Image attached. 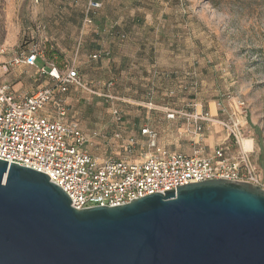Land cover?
Wrapping results in <instances>:
<instances>
[{"label":"rangeland","instance_id":"rangeland-1","mask_svg":"<svg viewBox=\"0 0 264 264\" xmlns=\"http://www.w3.org/2000/svg\"><path fill=\"white\" fill-rule=\"evenodd\" d=\"M88 1L0 0V45L7 50L0 61L36 46L45 62L39 61L38 66L47 72L56 68L63 73L74 67L83 86L70 87V116L79 119L88 136L96 131L105 136L90 145L100 157L121 158L120 145L111 136L117 131L124 137L139 134L152 114L164 115L168 111L165 108L192 112L187 105L195 102L226 101L233 96L244 99L249 109L246 126L252 139V158L264 174V0H124V7L122 0H99L102 6L85 29L101 33L104 39L108 10L115 13L123 8L129 21L141 13L143 19L137 24L141 28L149 27L155 18L149 46L163 59L174 58L177 72L165 70L164 75L148 73L147 77H141L133 65L113 75L109 71L111 54L94 59L81 53L79 43ZM117 18L120 20L121 15ZM105 43L103 50L108 49ZM134 49L131 42L123 46L127 53ZM185 69L192 72H179ZM23 70L24 75L37 77L32 83L35 87L50 82L48 73L36 66ZM166 72L170 74L166 76ZM156 85H160L158 90ZM161 105L168 107L159 108ZM114 108L121 112L122 123L114 119ZM148 125L157 129L152 122ZM166 127L174 129L173 136L180 145H188L183 119L166 121Z\"/></svg>","mask_w":264,"mask_h":264},{"label":"water","instance_id":"water-1","mask_svg":"<svg viewBox=\"0 0 264 264\" xmlns=\"http://www.w3.org/2000/svg\"><path fill=\"white\" fill-rule=\"evenodd\" d=\"M46 173L0 159V264H264V190L209 179L77 209Z\"/></svg>","mask_w":264,"mask_h":264},{"label":"built area","instance_id":"built-area-1","mask_svg":"<svg viewBox=\"0 0 264 264\" xmlns=\"http://www.w3.org/2000/svg\"><path fill=\"white\" fill-rule=\"evenodd\" d=\"M101 6L99 0L88 1L83 29L93 23V13ZM6 54V48L0 45V56ZM109 55V51L100 50L91 57ZM40 58L44 55L35 46L6 57L0 67L8 73L22 65L36 66L46 73L44 67L38 66ZM47 73L50 82L33 93L19 94L10 83L0 81V159L48 174L72 199L73 207L127 204L155 192L176 191L180 185L220 178L252 183L264 190V174L252 158V139L246 126L249 109L244 99H220L217 106L223 118H214L206 110L166 111L168 119L180 116L185 120V133L197 146L193 154L161 147L158 130L146 124L140 135L124 137L117 131L111 136L120 145L121 158L100 157L90 150V145L105 136L97 131L88 136L79 119L70 116L69 88L83 86L78 71L71 67L62 73L53 68ZM113 117L123 122L118 108L113 109ZM204 122L220 125L235 151L229 152L226 145L220 144L206 156L202 145Z\"/></svg>","mask_w":264,"mask_h":264},{"label":"crops","instance_id":"crops-1","mask_svg":"<svg viewBox=\"0 0 264 264\" xmlns=\"http://www.w3.org/2000/svg\"><path fill=\"white\" fill-rule=\"evenodd\" d=\"M121 2L124 7L126 3H124V0H122ZM117 8H121V6H118ZM118 14L121 15L120 20L117 18ZM152 14L154 13L152 12ZM124 15H126V17H124ZM106 16H107L106 30L108 32L106 35V39L103 38L101 33L98 32L97 34H93L91 33L90 28L82 29V26H81L82 35L80 36L81 42L79 44H81L82 54H87L91 56L92 54L100 50H103L104 48L103 41L106 40L105 46L108 47L109 52L112 55L111 63L109 66V71L113 75L118 73L123 68L126 70L130 69L132 65L134 66V68L137 67L138 74L141 77H147L148 73L164 75L165 70L166 71L172 70L171 72H177L175 70L176 67L174 63V60H175L174 58L169 57L168 59H163L161 58L162 56H159V54L155 53V50L153 51L154 47L149 46L150 44L149 35H150V32H152V28H155V25H156L155 18L153 19V21H151V23H149L150 24L149 27L146 25V27L141 28L140 26L137 27V24L139 22L141 23V20L143 19V15L141 13H137L136 15H134L132 18H130V21L128 19L129 18L128 13H126V11L123 10V8L121 9V12L115 11V13L114 11L108 10L106 13ZM95 20L97 23L98 19L96 18ZM103 25L104 23L102 22L101 29L104 27ZM120 33L122 34L124 33L127 39L122 40L120 38L121 35H119ZM177 36H178V33H177ZM127 42H131L133 45H135V49L129 50L128 53L123 51V46H125V43ZM108 49L106 51H108ZM119 56L121 58L120 60H117L116 58ZM6 57H9V56L7 55ZM165 60H167L166 65H164ZM22 67L25 69L33 68V66L22 65V66L17 67L10 74H5L2 71V68L0 67L1 68L0 69V81L4 83H10L13 86V89L15 90V92L19 94L33 93L41 86L35 87L36 84L34 85L32 83L37 80V77L35 75H24L23 74L24 70ZM183 68H185V66H183ZM26 72H29V70ZM179 72L182 74H189L192 71L185 69V71H179ZM201 72L200 74H202ZM35 74H37V71ZM167 74H170V72H166V76H168ZM156 87H157L156 90H158L160 85H156ZM206 101H207L206 103L200 101L198 103L195 102L194 104H188L187 106L189 107V109L187 110H191L192 112L197 111L200 113L203 110H206L214 118H223V115L217 106V100L208 99ZM203 103H204V106H203ZM165 107H168V106L167 105L159 106V108H165ZM165 109L172 110L169 108H165ZM151 119L152 120L149 123L152 122L153 125L157 127L158 132H159V145L161 147L171 150V151H180V152H185L187 154H193L197 146L190 143L191 142L190 135H188L187 133H183L186 139H188L190 142L188 143V145L182 146L177 142V140H175L173 136L175 135L174 129L171 127L164 128L165 122L166 121L170 122L172 120V119L167 118L166 113L164 115L159 114V113H154L152 114ZM176 119H183V118L180 116H177ZM149 123L147 122V124ZM137 135H140V132ZM220 144L226 145L229 152L235 151V147L227 139L226 132L223 130V128L220 125L215 124V123L204 122V142L202 143V145H204L205 147L204 154L206 156L212 154L216 146ZM250 144H252V142Z\"/></svg>","mask_w":264,"mask_h":264},{"label":"trees","instance_id":"trees-1","mask_svg":"<svg viewBox=\"0 0 264 264\" xmlns=\"http://www.w3.org/2000/svg\"><path fill=\"white\" fill-rule=\"evenodd\" d=\"M122 33H120L119 35H121ZM23 50H26V51H28V50H30L29 48L28 49H23ZM39 61H41L43 64L45 63L44 62V60L42 59V58H40V59H38V62ZM71 87V86H70ZM69 90H70V88H69ZM70 109V108H69ZM71 115V114H70ZM73 118V117H72Z\"/></svg>","mask_w":264,"mask_h":264},{"label":"bare ground","instance_id":"bare-ground-1","mask_svg":"<svg viewBox=\"0 0 264 264\" xmlns=\"http://www.w3.org/2000/svg\"><path fill=\"white\" fill-rule=\"evenodd\" d=\"M56 72V71H55ZM249 143V142H248Z\"/></svg>","mask_w":264,"mask_h":264}]
</instances>
